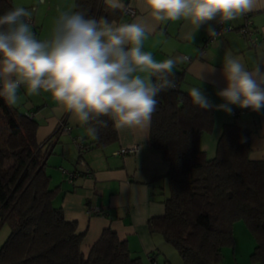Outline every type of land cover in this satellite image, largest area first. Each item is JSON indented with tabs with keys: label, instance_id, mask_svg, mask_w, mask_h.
<instances>
[{
	"label": "trees",
	"instance_id": "obj_1",
	"mask_svg": "<svg viewBox=\"0 0 264 264\" xmlns=\"http://www.w3.org/2000/svg\"><path fill=\"white\" fill-rule=\"evenodd\" d=\"M11 8L10 0H0V14ZM76 11L115 22L124 12L111 10L103 0H75ZM174 79L178 88L159 94L149 126L151 147L169 164V194L164 214L149 219L147 229L161 235L183 264H222V249L234 246L233 226L242 222L255 242L251 262L264 264V161L249 157L250 131L224 124L215 154L207 158L200 142L213 131L214 108L194 106L179 89L182 74L175 72ZM37 127L0 97V219L9 230L0 264H143L109 228L83 255V234L55 205L59 189L50 187L45 169L48 150L42 147L56 132L39 144ZM96 127L91 149L117 141L111 120Z\"/></svg>",
	"mask_w": 264,
	"mask_h": 264
},
{
	"label": "crops",
	"instance_id": "obj_2",
	"mask_svg": "<svg viewBox=\"0 0 264 264\" xmlns=\"http://www.w3.org/2000/svg\"><path fill=\"white\" fill-rule=\"evenodd\" d=\"M10 1L13 7L23 6L33 12L31 30L40 40L50 38L59 12H73L75 3V0ZM122 2L129 4L135 15L129 17L123 12L117 24L130 23L142 14L138 7L140 0ZM149 24L150 33L144 40L143 50L151 52L157 62L172 57L188 58L173 69L182 74L180 91L188 94L191 87L199 86L213 105L224 103L216 93L227 85L222 74V60L226 53L238 57L250 70L264 61V0H260L254 11L224 22L227 29L219 36L208 32L209 27L215 29L217 26L215 20L206 22L192 39L186 35L192 31V26L183 19L159 23L149 21ZM245 25L255 31L256 45L241 36L239 29ZM211 64L216 72L205 73V78L200 81L197 77L202 66ZM140 75L148 77L149 74ZM18 96L14 107L23 114H32V120L38 125L36 140L39 144H46L56 132L50 143L42 147L43 152L48 150L45 169L50 177V187L59 189L55 205L61 207L67 221L77 224V233L83 234L80 246L83 255L87 256L102 231L109 228L119 240L127 243L132 256L139 257L143 264H183L161 235L151 234L147 229L149 219L164 214L163 202L169 194L166 181L169 164L161 151L151 147L149 127L146 130L116 129L115 143L94 150L89 146L93 135H89L87 127L71 114L59 112L49 93L41 91L30 95L21 86ZM231 107V114L214 108L213 131L202 136L201 149L207 158H212L223 125L236 123L250 131V159L264 161V110L254 112L235 105ZM60 124L69 127V133L57 132ZM76 137L89 147L80 158L73 141ZM121 149H133V152L114 155ZM79 160L84 162V167L78 165ZM61 169L75 173L76 177L68 180ZM95 207L98 212H93ZM242 225L240 222L234 224V246L222 249V264H257L250 260L255 242ZM5 228L8 229L0 219V247L8 236Z\"/></svg>",
	"mask_w": 264,
	"mask_h": 264
},
{
	"label": "clouds",
	"instance_id": "obj_3",
	"mask_svg": "<svg viewBox=\"0 0 264 264\" xmlns=\"http://www.w3.org/2000/svg\"><path fill=\"white\" fill-rule=\"evenodd\" d=\"M111 10H123L122 0H104ZM260 0H140L139 17L130 23L89 17L83 12L61 11L50 38L37 39L31 30L33 12L23 6L0 14V97L16 105L21 86L28 94L49 93L58 111L71 114L89 135L96 125L117 130H146L157 109L159 94L175 87V72L184 57L157 62L143 50L149 21L183 19L192 26V39L206 22L224 23L254 11ZM209 33L215 29L209 27ZM216 72L202 66L198 79ZM140 73H148V77ZM227 82L216 95L224 103L213 105L199 86L190 88L191 103L199 109L231 114L232 105L254 112L264 110V61L248 69L230 52L222 60ZM150 77H156L152 80ZM171 77V78H170ZM107 118V120L103 118Z\"/></svg>",
	"mask_w": 264,
	"mask_h": 264
},
{
	"label": "built area",
	"instance_id": "obj_4",
	"mask_svg": "<svg viewBox=\"0 0 264 264\" xmlns=\"http://www.w3.org/2000/svg\"><path fill=\"white\" fill-rule=\"evenodd\" d=\"M124 1L127 2L128 0H124ZM124 5H125V8L123 9L124 14L127 15V16H129V17H133L135 15V10L129 4H127V3H125ZM31 25H33V20H32ZM226 29H227V27L224 26V23H222V24L221 23H218L217 26L215 27L214 36H219L220 33L222 31L226 30ZM228 29L230 30L231 28L228 27ZM239 32H240L241 36L243 38L247 39L251 45H256V43H257V37L255 35V31L252 30L249 27V25H245L242 28H240L239 29ZM185 59L188 60V58H185ZM177 88H178V84H177V82H175V87L174 88H171V89H177ZM242 109L252 111L251 109H248V108H242ZM25 115L28 118L32 119V114L25 113ZM59 130L62 131V133H69L70 128L69 127H65L62 124H60L59 128L57 129V132ZM73 141H74L75 147L77 148V150L79 152V158H80V157H82V154L85 151V147L83 146V143H82L81 138L76 137V138H74ZM130 152H133V149H121V150L115 152L114 155L124 156V155H127ZM78 165L79 166H83V167L85 166L84 165V162L82 160H79ZM61 172L70 181H72L76 177V174L75 173L68 172L67 170L61 169ZM85 173L88 174L87 170H86ZM93 212H98V210H97L96 207L93 208Z\"/></svg>",
	"mask_w": 264,
	"mask_h": 264
},
{
	"label": "rangeland",
	"instance_id": "obj_5",
	"mask_svg": "<svg viewBox=\"0 0 264 264\" xmlns=\"http://www.w3.org/2000/svg\"><path fill=\"white\" fill-rule=\"evenodd\" d=\"M240 224L242 225L243 223L240 222ZM242 226H243V225H242ZM4 232L8 234V229L5 228V229H4ZM0 234H1V233H0ZM236 235H237V233H236ZM5 237H6V236H5Z\"/></svg>",
	"mask_w": 264,
	"mask_h": 264
}]
</instances>
